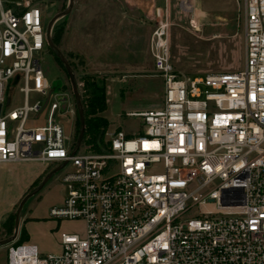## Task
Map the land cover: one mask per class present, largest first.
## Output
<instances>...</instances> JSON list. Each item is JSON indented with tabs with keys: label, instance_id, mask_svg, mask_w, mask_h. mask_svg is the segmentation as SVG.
I'll return each mask as SVG.
<instances>
[{
	"label": "built area",
	"instance_id": "1",
	"mask_svg": "<svg viewBox=\"0 0 264 264\" xmlns=\"http://www.w3.org/2000/svg\"><path fill=\"white\" fill-rule=\"evenodd\" d=\"M238 1L244 67L198 76L178 70L170 22L161 17L151 51L162 103L129 111L142 117L139 132L118 128L107 147L93 150L76 149L56 117L60 107L72 115L76 107L67 95L51 100L41 6L0 0V163L62 165L66 196L50 215L85 221L84 234L62 232L59 253L10 242L7 264H264V0ZM20 81L24 101L8 109ZM32 91L45 102L30 103ZM47 105L45 123L27 125Z\"/></svg>",
	"mask_w": 264,
	"mask_h": 264
},
{
	"label": "rangeland",
	"instance_id": "2",
	"mask_svg": "<svg viewBox=\"0 0 264 264\" xmlns=\"http://www.w3.org/2000/svg\"><path fill=\"white\" fill-rule=\"evenodd\" d=\"M30 1L41 6L46 29L53 20L50 37L72 66L83 106L89 98L87 80L95 79L106 86L107 107L100 113L109 123L98 140L101 145L118 128L132 134L139 132L142 117L130 115L128 110L143 108L150 101L162 103L164 83L155 72L151 51V32L161 17L170 22L171 56L178 70L198 76L237 70L245 65L244 11L238 0H74L72 10L57 18L69 7L70 0ZM42 56L54 88L51 100L67 95L69 101L75 103V115L60 107L56 117L71 139L77 140L80 120L67 68L49 42ZM22 85L23 81L12 85V102L6 104V108L23 103ZM40 98L44 103L46 98L42 93L29 94L30 103ZM48 112L49 105L40 113L31 112L27 125L45 123ZM84 138L82 149L85 145L91 148L92 144ZM40 162L0 165V239L14 233L21 200L56 166V163H44L45 175L34 185L35 168L44 166ZM150 168L159 170L161 167L152 165ZM63 170L31 194L20 213L19 233L14 241L24 228L25 241L38 244L42 254L62 251V231L85 232L82 218L59 219L50 215V208L65 199ZM195 213L196 207L186 215ZM7 219L9 222L5 223ZM8 244L0 245V264H7Z\"/></svg>",
	"mask_w": 264,
	"mask_h": 264
},
{
	"label": "trees",
	"instance_id": "3",
	"mask_svg": "<svg viewBox=\"0 0 264 264\" xmlns=\"http://www.w3.org/2000/svg\"><path fill=\"white\" fill-rule=\"evenodd\" d=\"M86 87L88 88L89 98L88 103L84 101V111L86 119V131L84 134V140L92 144L91 149L103 150L108 146L109 140L105 144L98 141L103 136L104 131L107 128L109 119L101 114L107 107V90L106 86L100 84L97 80H87ZM80 120V119H79ZM40 179L34 182L36 185ZM9 219L5 223H8ZM27 233L24 228L21 230L20 237L15 242L25 241Z\"/></svg>",
	"mask_w": 264,
	"mask_h": 264
},
{
	"label": "water",
	"instance_id": "4",
	"mask_svg": "<svg viewBox=\"0 0 264 264\" xmlns=\"http://www.w3.org/2000/svg\"><path fill=\"white\" fill-rule=\"evenodd\" d=\"M74 5V0H70V5L67 9H65L64 11H62L59 15H57L55 18H57L58 16L64 15L69 13L72 10V7ZM52 23L53 20L48 24L47 27V42H49L52 46H54L57 49V52L59 54V56L61 57V59L63 60L70 80H71V85H72V90L75 96V100H76V104H77V109H78V114H79V119H80V130H79V134H78V138H77V142H76V149L78 147H80V145L82 144L83 138H84V134L86 131V119H85V111H84V106H83V102L81 99V95H80V91H79V86L76 80V76L74 74V71L72 69V66L70 65L68 59L66 58V56L64 55V53L54 44V42L52 41L51 37H50V31H51V27H52ZM66 97H63V100H65ZM63 105L65 106V103H63ZM76 149L74 150V152L76 151ZM62 165H58L57 167H55L54 169H52L49 173H47L44 178L42 179V181L37 185L36 189H34L31 192H28L23 199L21 200L18 210H17V214H16V226H15V231L14 233L7 238L4 239H0V245H4V244H8L12 241H14L16 239V237L18 236L19 233V226H20V213L21 210L23 208L24 203L26 202V200L28 199V197L35 193L37 190H39L56 172H58L61 169Z\"/></svg>",
	"mask_w": 264,
	"mask_h": 264
},
{
	"label": "crops",
	"instance_id": "5",
	"mask_svg": "<svg viewBox=\"0 0 264 264\" xmlns=\"http://www.w3.org/2000/svg\"><path fill=\"white\" fill-rule=\"evenodd\" d=\"M153 66H154V63H153ZM159 103L158 102H154V101H150L149 103H146L144 106H143V108H140V109H136V110H128V112L129 111H138V110H143V109H147V108H150V107H152V106H156V105H158ZM129 133V132H128ZM130 134H132V133H130ZM16 162H20V161H8V162H1L0 163V165H5V164H13V163H16ZM38 162H40V161H38ZM41 164L43 163V162H40ZM44 164V163H43ZM46 166H45V164H44V166H42V167H39V168H35V174L34 175H36V180H38V179H40L41 180V178L45 175V170H46V168H45ZM34 179V178H33ZM34 179V180H35ZM34 180H32V181H34ZM35 180V181H36ZM34 181V182H35ZM65 190H66V187H65ZM65 196H66V194H65ZM65 198V197H64ZM64 201V199L61 201V203ZM63 232V231H62Z\"/></svg>",
	"mask_w": 264,
	"mask_h": 264
},
{
	"label": "flooded vegetation",
	"instance_id": "6",
	"mask_svg": "<svg viewBox=\"0 0 264 264\" xmlns=\"http://www.w3.org/2000/svg\"><path fill=\"white\" fill-rule=\"evenodd\" d=\"M55 167H57V166H55ZM55 167H54V168H55Z\"/></svg>",
	"mask_w": 264,
	"mask_h": 264
}]
</instances>
